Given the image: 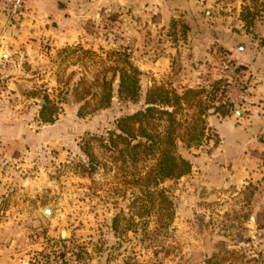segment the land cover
<instances>
[{"label":"rangeland","instance_id":"1","mask_svg":"<svg viewBox=\"0 0 264 264\" xmlns=\"http://www.w3.org/2000/svg\"><path fill=\"white\" fill-rule=\"evenodd\" d=\"M12 1L0 0V257L14 264H264V134L255 136L264 118V91L256 88L264 85V0H202L200 13L186 17L103 9L84 20L83 45L56 44L53 29L31 30L24 12L12 14ZM219 38L234 39V53L243 46L255 59H235ZM118 55L140 71V98L115 96L108 108L92 110L97 78L120 69ZM154 87L202 90L205 136L198 147L178 144L191 172L160 186L175 206L170 226L155 231L150 217L122 221L115 233L112 219L128 218L138 194L123 177L150 163L123 165L94 137L138 110ZM221 106L225 117L214 113ZM196 111L183 106L177 117Z\"/></svg>","mask_w":264,"mask_h":264},{"label":"trees","instance_id":"2","mask_svg":"<svg viewBox=\"0 0 264 264\" xmlns=\"http://www.w3.org/2000/svg\"><path fill=\"white\" fill-rule=\"evenodd\" d=\"M249 14L253 15L248 12L247 15ZM118 59L120 69L112 73L110 79L105 75L97 78L100 94L91 95L97 103L92 110L108 108L115 96L119 100L132 103L139 100L140 71L127 56L118 55ZM116 81L117 89L114 90L113 84ZM202 93V90L189 89L179 95L164 87L148 89L143 105L138 110L117 119L115 128L107 131L106 136L94 137L105 150L111 154L118 153L123 165L128 161L132 164L150 163L145 165L143 171L125 173L123 182L130 188L137 189L138 194L133 195L128 218L120 212L112 219L111 229L115 233L120 229L122 221H131L134 224L135 219L143 221L150 217L155 218V231L170 226L175 215V206L167 191L160 186L167 180H178L191 172V163L178 153V144L192 148L203 142V114L207 106L202 100ZM81 99L86 101L84 96ZM86 105L89 103L85 102L84 107ZM183 106L195 108L197 111L185 119H178L177 115L183 110ZM218 112L223 117L228 115V110L222 106L214 107V113ZM92 159L96 161L94 157ZM94 164L92 169L96 166ZM123 230H132V226ZM124 264L137 263L127 261Z\"/></svg>","mask_w":264,"mask_h":264},{"label":"crops","instance_id":"3","mask_svg":"<svg viewBox=\"0 0 264 264\" xmlns=\"http://www.w3.org/2000/svg\"><path fill=\"white\" fill-rule=\"evenodd\" d=\"M200 4H203L202 0H25L23 12L27 19L24 20L23 24H28L34 31H45L46 34L51 33V29H53V34L56 35V44L83 45L84 39L82 36L79 37V34L82 24L85 23L84 20L92 15H98L103 9L119 10L127 7L134 12L165 16L167 14H180L186 17L190 14L198 15L202 10ZM209 12L207 11V13ZM55 23L57 28H50L49 24ZM217 42H220L230 53H233L232 56L235 59L242 62L248 61L251 55L253 57V53L243 46L236 47L240 51L234 53V39L228 41V39L219 38ZM256 88L261 92L264 91V85H259ZM258 133L264 134V118L258 122L255 136ZM0 264H14V260L11 257L2 256L0 257Z\"/></svg>","mask_w":264,"mask_h":264},{"label":"built area","instance_id":"4","mask_svg":"<svg viewBox=\"0 0 264 264\" xmlns=\"http://www.w3.org/2000/svg\"><path fill=\"white\" fill-rule=\"evenodd\" d=\"M25 0H13L11 5V12L13 15H18L23 12Z\"/></svg>","mask_w":264,"mask_h":264},{"label":"water","instance_id":"5","mask_svg":"<svg viewBox=\"0 0 264 264\" xmlns=\"http://www.w3.org/2000/svg\"><path fill=\"white\" fill-rule=\"evenodd\" d=\"M163 62V60H160L159 61V63H162ZM42 213H43V215L45 216V217H50V215H51V208H50V206H46L44 209H43V211H42ZM60 237H61V239H63V240H65L66 238H67V232L66 231H61V233H60Z\"/></svg>","mask_w":264,"mask_h":264}]
</instances>
